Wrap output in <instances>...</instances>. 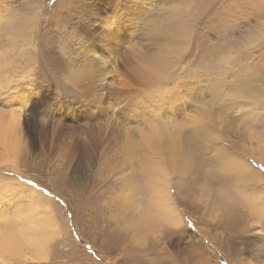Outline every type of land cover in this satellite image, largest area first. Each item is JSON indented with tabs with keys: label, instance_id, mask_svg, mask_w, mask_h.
<instances>
[{
	"label": "rangeland",
	"instance_id": "obj_1",
	"mask_svg": "<svg viewBox=\"0 0 264 264\" xmlns=\"http://www.w3.org/2000/svg\"><path fill=\"white\" fill-rule=\"evenodd\" d=\"M136 1H141V10L146 7L147 16L155 9L160 14V9L174 2L0 0V124L17 118V135L22 139L18 153L23 157L16 164L11 159L10 163L0 161V230L18 238L28 236L35 224L36 233H40L38 225L44 231V219L49 224L44 212L47 206L58 225L56 234L48 228L42 235L43 249H25L24 245L20 247L22 258H0V264H264V218L240 210L246 208L240 197L237 212L224 214L217 203L221 211L216 212L213 201L233 205L230 201L235 195L227 186L216 184L215 197L198 189L193 206L179 204L184 210L179 228L159 224V214L154 212L158 219L151 216L150 224L145 218L146 231L135 234L134 218L126 220L128 226L123 228L122 218L118 217L119 207L131 204L124 195L131 186L132 162L127 161L115 173L100 172L97 160L82 151L83 144L92 138L101 151H108L114 129H127L139 122L122 113L125 102L113 93L118 84L126 85V90L139 89L128 73L125 55L135 48V42L142 43L145 50L150 46L142 27L132 20L138 16L127 18L122 14V4L125 14H136ZM187 2L191 7L206 5V9L190 34L189 51L181 57L183 68L196 67V63L190 65L196 61L195 56L203 55V60L211 50V54L220 50L224 77L219 88L224 102L209 104L212 108H208L215 112L216 126H229L237 133H229V139L250 149L252 145L246 138L264 139V99L257 102L258 91L264 89V35L256 36L264 30V0ZM107 21L111 27L105 31ZM119 32L124 38L117 36ZM207 46L204 53L203 47ZM104 57L108 59V71L112 70L106 82L98 80L99 61ZM79 68L85 71L81 83L72 80L79 75ZM239 75L242 92H229L231 88L225 92L224 87H230L228 84ZM250 87L254 93L248 98ZM203 90L202 98L185 103L187 119L198 117L199 110L203 114L209 94L215 89L205 86ZM155 100L152 105L159 117L163 109ZM253 102L251 109L249 104ZM249 112L254 113L252 120H259L255 127L242 120ZM134 136L138 138L136 132ZM67 149L73 151L75 163L70 170L61 163ZM214 155L209 151V157ZM255 157L248 162L263 177L260 190L264 191V162ZM134 177L141 190L140 203L143 209L149 208L147 215H153L147 203L152 186L142 173ZM170 179L169 193L174 194L176 185ZM29 180L38 188L25 183ZM206 203L213 212L198 210Z\"/></svg>",
	"mask_w": 264,
	"mask_h": 264
},
{
	"label": "bare ground",
	"instance_id": "obj_2",
	"mask_svg": "<svg viewBox=\"0 0 264 264\" xmlns=\"http://www.w3.org/2000/svg\"><path fill=\"white\" fill-rule=\"evenodd\" d=\"M136 3V14L133 12L125 14L124 4L121 5L122 14L127 18L133 15L138 16V19L132 20L134 24L142 27L150 46L148 50H145L142 43L135 42V48L127 51L125 55L128 73L134 87L138 85L139 89L126 90V85L118 84L117 88L113 89V93L119 95L117 97L125 102L122 113L126 116L132 115L131 118H135L136 121L138 119L139 122L133 126L124 124L127 129L123 128L119 131L114 129L110 136L111 144L106 152L101 151L102 147L94 138L82 146L83 152L97 160L96 167L100 172L115 173L119 168H123L127 161L133 164L134 173L131 177L129 176L131 186L128 188V194L124 195L131 204H123L118 210V217L123 221L121 226L126 228L128 225L125 221L133 217L132 228L135 234L145 232L144 219L148 218L152 224L151 216L156 217L154 212H157L159 219L156 218L160 221L159 224L177 229L182 224L181 213L184 211L179 204L186 205L187 203L193 206L198 195L195 192L198 189H203L205 193L215 197L214 193L218 191L216 184L220 183L227 186L235 196L230 201L233 202V205L229 207L224 206L223 201H213L216 212L221 210L224 214L237 212L239 204H241L238 199L240 197L246 207H242L240 210L244 209L245 213L264 218V191L260 190L263 177L255 172L248 162V159H253V156H257L255 158L258 161L264 162V139H254L257 136L246 138L252 145L250 149L229 139V133H237L229 126H216V118L213 115L215 112L208 108L209 104L224 102V95H221L219 88L224 77L221 67L223 59L218 57L220 50H214L212 54L211 50L208 58L204 57L203 60H201L203 55L195 56L193 60L196 61L191 62L190 65L196 63V67L193 66L194 68L190 70H185L184 63L181 61L182 55L190 47V34L193 33L197 20L204 16L206 5L196 4L191 7L187 0H174L173 3H169L170 5L160 9V14H158L159 10L155 9L153 15L147 16L145 14L146 7L144 11L140 9L141 1H136ZM137 20H141V22ZM103 27L105 31H108L111 27L110 21H107ZM224 35L227 34L222 36ZM258 35H264V30L256 34V36ZM117 36L124 38L121 32ZM208 47H203L204 53ZM104 58H100L99 61L101 69L98 71V80L106 82L112 70L108 71L109 68L106 65L108 59ZM76 71L79 75L72 80L81 83L85 71L80 68ZM240 77L241 75L234 78L231 85L228 84L230 87H224L225 92L229 88H231L229 92L241 91ZM244 83L245 86H248L246 81ZM205 86L215 89L209 94V103L203 114L199 110L196 114L198 117L191 115L187 119L185 103L202 98L201 94L204 92L203 87ZM103 90L108 91V87H104ZM139 93H143L144 97ZM247 93L249 98L254 91L250 87ZM88 96L86 95V97ZM155 99L163 109V115L159 117L158 114L155 115L156 109L152 105ZM262 99H264V89L258 91V104L263 101ZM230 103L228 102L224 106ZM252 104L251 106L249 104L251 109L254 108V102ZM253 117L254 113L249 112L242 117V120L246 122V125L255 127L259 124V120H252ZM8 122L3 126L0 124L2 126L0 128V146L3 151V154L0 152V161L8 163L11 159L15 161L12 164H16L19 163L20 158H23L19 157L18 153V148L22 144L21 135L18 136L16 130L19 121L13 117ZM185 130L188 131L187 134H185ZM18 131L20 132V130ZM135 132L138 138L134 136ZM255 140L260 141L253 143ZM209 151L215 152V155L209 157ZM72 152L71 149L64 150L65 158L61 162L69 170L74 167L73 164L75 165ZM107 159L110 161L109 165L106 164ZM138 173H142L147 179L148 185L152 186V193L148 194L147 203L150 207L149 212H152L153 215H147L149 208L143 209L140 203L141 190L134 177ZM170 178L174 179L176 185L174 194L169 193L170 181H172ZM232 182H234L232 186L234 190L231 189ZM118 184L123 187L121 183ZM152 196L154 197L152 198ZM216 203L221 210L217 208ZM204 205L200 206L198 210L206 209L205 211L208 213L214 211L209 207L210 204ZM105 207L107 206L105 205ZM44 212L49 224L44 219L45 230L41 231V227L38 225L40 233H36L37 224H32L31 233L28 236L20 235L21 238L0 230V258L17 256L22 258L23 251L20 250V247L23 248L24 245L25 249H30L31 246L43 249L41 245L43 246L44 242L41 239L45 240L43 236L48 232V228L55 234L58 230L51 208L47 206ZM138 214L140 217H137ZM26 216L27 219H33L32 215ZM33 236L40 238V241ZM40 257L41 255L38 256V258Z\"/></svg>",
	"mask_w": 264,
	"mask_h": 264
},
{
	"label": "snow or ice",
	"instance_id": "obj_3",
	"mask_svg": "<svg viewBox=\"0 0 264 264\" xmlns=\"http://www.w3.org/2000/svg\"><path fill=\"white\" fill-rule=\"evenodd\" d=\"M25 183H27L32 188H38V185L35 182L31 181V180L26 181ZM21 190H23V189H21ZM26 194L28 195L29 193L26 191ZM45 194L46 195L48 194L47 191H45Z\"/></svg>",
	"mask_w": 264,
	"mask_h": 264
}]
</instances>
